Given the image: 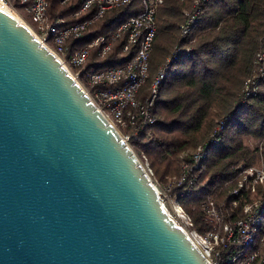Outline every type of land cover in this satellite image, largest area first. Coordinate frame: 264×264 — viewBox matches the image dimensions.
<instances>
[{
    "label": "water",
    "instance_id": "95a60500",
    "mask_svg": "<svg viewBox=\"0 0 264 264\" xmlns=\"http://www.w3.org/2000/svg\"><path fill=\"white\" fill-rule=\"evenodd\" d=\"M0 264H210L85 87L1 7Z\"/></svg>",
    "mask_w": 264,
    "mask_h": 264
},
{
    "label": "trees",
    "instance_id": "16d2710c",
    "mask_svg": "<svg viewBox=\"0 0 264 264\" xmlns=\"http://www.w3.org/2000/svg\"><path fill=\"white\" fill-rule=\"evenodd\" d=\"M11 3L32 22L20 0ZM48 3L50 19L61 17L64 24L92 18L96 13V7L79 12L83 0ZM142 9V0L113 7L92 21L87 33L93 36L115 29ZM192 9L193 0H164L158 7L149 74L138 98L150 96L159 68L176 46L195 48L174 61L158 90L153 107L155 122L131 145L139 159L152 169L153 181L178 197L192 219L189 229L205 232L213 228V223L205 218L204 204L215 201L224 220L241 216V204L232 205L231 191L237 187L244 168L264 165V81L256 95L244 97L245 81L254 73L256 54L264 49V0H210L193 31L183 38L180 27L185 11ZM75 42H69L67 60L78 46ZM126 42L123 34L104 58L93 50L82 67L83 84L86 70L98 59L117 65L121 58L118 52ZM222 120L226 121L225 127L212 143V135ZM199 146L207 147L208 154L195 163ZM187 163L190 166L185 168ZM182 175H187L184 181ZM257 196H264V185L259 186ZM251 198L246 194L241 201ZM255 247L264 253V222L259 226Z\"/></svg>",
    "mask_w": 264,
    "mask_h": 264
},
{
    "label": "built area",
    "instance_id": "2783aa9c",
    "mask_svg": "<svg viewBox=\"0 0 264 264\" xmlns=\"http://www.w3.org/2000/svg\"><path fill=\"white\" fill-rule=\"evenodd\" d=\"M133 1L83 0L79 12L96 7V13L92 18L71 24H64L61 17L50 19L48 0H20L31 15L32 22L27 21L20 12L15 11L21 21L85 87L97 107L131 147V142L138 139L140 133L155 122L153 107L158 90L174 61L179 58L180 54L190 52L195 48V46L187 48L176 46L173 54L167 57L159 68L150 96L145 100L138 98V91L149 74L150 55L157 31V10L164 0H142V11L118 23L115 29L93 36L87 33L89 24L101 17L107 10L129 5ZM208 1L210 0H193V9L185 11V20L180 27L183 38L193 31ZM0 7L15 10L11 0H0ZM123 34H126L127 42L118 52V56L121 57L119 63L117 65L105 64L103 59H98L86 70L84 85L80 80L84 71L82 67L89 60L92 51L96 50L100 58H104L112 50L114 42ZM72 40L76 41L78 46L70 52L69 60H67L66 55L70 50L69 42ZM254 62V73L245 81L244 97L256 95L261 82L264 81V49L261 48L257 52ZM74 68L77 69L73 70ZM225 124V120L219 123L212 135V143L216 142L217 135L224 129ZM207 154L208 148L199 146L194 154V162L199 163L207 157ZM142 164L151 176L152 169L143 162ZM189 166L187 163L185 168ZM186 178L187 175H182L181 181ZM260 185H264V165L244 168L239 175L237 187L230 194L233 197L234 207L241 204L242 215L233 220H224L221 208L215 201L209 200L204 204L203 209L206 220L213 223V228L199 232L189 229L192 219L179 202L178 197L176 195L168 197L167 190L159 189L156 184L160 199L170 215L187 230L210 264H264V253L255 247L259 226L264 222V196H257ZM246 194L251 195L252 198L242 202L241 199H244ZM171 198L174 214L166 206V201ZM180 220H184L186 225Z\"/></svg>",
    "mask_w": 264,
    "mask_h": 264
},
{
    "label": "rangeland",
    "instance_id": "374dc122",
    "mask_svg": "<svg viewBox=\"0 0 264 264\" xmlns=\"http://www.w3.org/2000/svg\"><path fill=\"white\" fill-rule=\"evenodd\" d=\"M15 8V7H14ZM14 11H18L16 8H15V10ZM19 12V11H18ZM26 19V18H25ZM27 20V19H26ZM28 21V20H27ZM174 52V51H173ZM255 166H260V165H255ZM158 186V185H157ZM159 187V189H161L162 187H160V186H158ZM162 190V189H161ZM167 194H168V197L171 195L168 191H167ZM171 197V196H170ZM172 203H173V201H172V198L170 199V200H167L166 201V206L169 208V210L172 212V214H174L173 213V208H172ZM180 222H183V224L184 225H186V222L184 221V220H180Z\"/></svg>",
    "mask_w": 264,
    "mask_h": 264
},
{
    "label": "bare ground",
    "instance_id": "6f19581e",
    "mask_svg": "<svg viewBox=\"0 0 264 264\" xmlns=\"http://www.w3.org/2000/svg\"><path fill=\"white\" fill-rule=\"evenodd\" d=\"M5 10H7L15 19L18 21H21L20 16L11 8L4 7Z\"/></svg>",
    "mask_w": 264,
    "mask_h": 264
}]
</instances>
